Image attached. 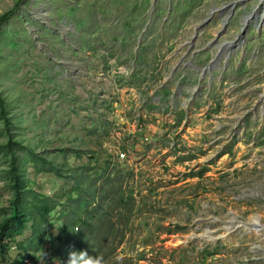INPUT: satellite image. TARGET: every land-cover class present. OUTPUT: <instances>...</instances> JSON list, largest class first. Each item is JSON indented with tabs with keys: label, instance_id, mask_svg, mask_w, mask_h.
<instances>
[{
	"label": "rangeland",
	"instance_id": "obj_1",
	"mask_svg": "<svg viewBox=\"0 0 264 264\" xmlns=\"http://www.w3.org/2000/svg\"><path fill=\"white\" fill-rule=\"evenodd\" d=\"M232 2L222 34L228 8L196 30ZM10 9L0 23V219L12 154L27 185L51 197L70 188L71 168L100 174L109 160L108 177L132 197L93 259L264 264V231L251 227L257 218L264 228V0H0V15ZM224 41L235 44L205 69ZM10 138L24 149L4 148ZM28 149L59 176L35 172ZM64 212H51L41 249L11 241L0 264L31 254L59 264Z\"/></svg>",
	"mask_w": 264,
	"mask_h": 264
},
{
	"label": "trees",
	"instance_id": "obj_2",
	"mask_svg": "<svg viewBox=\"0 0 264 264\" xmlns=\"http://www.w3.org/2000/svg\"><path fill=\"white\" fill-rule=\"evenodd\" d=\"M12 11L10 9L1 14L0 23L6 20ZM0 118L4 125L8 126L9 120L1 96ZM14 145L24 149L19 143L12 142L11 138L3 147L10 151ZM28 152L31 156L28 160L36 162L35 172L53 171L59 176L61 170L59 167L30 149ZM75 154L80 156L77 151ZM10 160L6 186L11 191V197L7 207L3 209L5 215L0 219V262L7 257L11 241L17 239V247L24 251L29 247H34L35 250L41 249V244L52 225L50 214L60 205L65 209L61 226V232L65 236L56 251L57 260L60 259L59 264H68L72 252H84L77 255L78 264H91L93 255L99 254L102 242L110 239L111 232L117 230L119 220L112 217L113 212L125 208L132 197L130 193L124 192L117 173L113 177H108L112 174V171L106 172L110 161L104 163L100 174L89 165L71 168L72 171L66 175L70 179L71 186L65 193L57 196L65 199L64 202H60L57 197L48 196L28 186L25 169L18 166L19 159L16 160V156L12 154ZM105 172L107 175L102 179ZM119 214L118 212L117 215ZM101 226H104L103 231L100 229ZM26 229L30 230V234L25 239H19ZM98 232H101L100 238L97 237ZM118 236L121 239L123 233ZM23 257L36 259L33 254L19 258Z\"/></svg>",
	"mask_w": 264,
	"mask_h": 264
},
{
	"label": "water",
	"instance_id": "obj_3",
	"mask_svg": "<svg viewBox=\"0 0 264 264\" xmlns=\"http://www.w3.org/2000/svg\"><path fill=\"white\" fill-rule=\"evenodd\" d=\"M233 5H234V2H232V3H229V4H226V5H224V6H222V7H220V8H216V9H214V10H210L208 13H207V16L202 20V22H200V23H198L197 25H196V30H200V29H202L210 20H211V17H212V15L214 14V13H216V12H218L219 14H218V16H220L221 15V12L223 11V10H225V9H229V13L225 16V17H223L222 19H221V26H220V29L217 31V33H216V37H218L220 34H222L223 32H224V30H225V27H226V25H227V23H228V20H229V17H230V15L233 13V11H232V8H233ZM249 19H250V16H245L244 17V27H243V29H242V33L240 34V36H238V40H241V38H242V36H243V32H244V30L246 29L245 27L247 26V22L249 21ZM215 40V39H214ZM234 44H235V42H231V43H228V46H227V48L229 47H233L234 46ZM222 51H224V48H223V45H221L220 47H219V53L220 52H222ZM218 53V54H219ZM219 57V55H215V57L214 58H212L210 61H209V63L204 67L205 69H207V70H209L212 66H213V64H214V62H215V60H217V58ZM255 222L254 223H252L251 224V227L252 228H254V229H260V228H262V230L264 231V228L258 223V221H257V218H255Z\"/></svg>",
	"mask_w": 264,
	"mask_h": 264
},
{
	"label": "flooded vegetation",
	"instance_id": "obj_4",
	"mask_svg": "<svg viewBox=\"0 0 264 264\" xmlns=\"http://www.w3.org/2000/svg\"><path fill=\"white\" fill-rule=\"evenodd\" d=\"M256 11L253 9L250 13H246L244 16H243V20H242V27H241V32H240V34L242 33V29H243V27H244V17L245 16H250V19H249V21L247 22V26H248V23L250 22V21H252V19L254 18V17H256V13H255ZM247 26L245 27V28H247ZM245 31V30H244ZM244 33V32H243ZM240 34H238V35H236V41H242L243 40V37H244V35L242 36V38H241V40H238L239 38H238V36H240ZM231 42H234V41H224L221 45H223V48H224V51H227L228 49H231L232 47H228L227 48V46H228V43H231ZM220 45V46H221ZM224 51H222V52H218L219 54H221V53H223ZM219 54H216V55H219Z\"/></svg>",
	"mask_w": 264,
	"mask_h": 264
},
{
	"label": "clouds",
	"instance_id": "obj_5",
	"mask_svg": "<svg viewBox=\"0 0 264 264\" xmlns=\"http://www.w3.org/2000/svg\"><path fill=\"white\" fill-rule=\"evenodd\" d=\"M84 252H72L68 264H78L77 255L83 254ZM91 264H102V259L95 258L91 261Z\"/></svg>",
	"mask_w": 264,
	"mask_h": 264
},
{
	"label": "built area",
	"instance_id": "obj_6",
	"mask_svg": "<svg viewBox=\"0 0 264 264\" xmlns=\"http://www.w3.org/2000/svg\"><path fill=\"white\" fill-rule=\"evenodd\" d=\"M120 156H124V153H120ZM18 264H46L45 260L31 259L29 257H23Z\"/></svg>",
	"mask_w": 264,
	"mask_h": 264
}]
</instances>
